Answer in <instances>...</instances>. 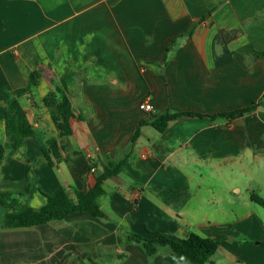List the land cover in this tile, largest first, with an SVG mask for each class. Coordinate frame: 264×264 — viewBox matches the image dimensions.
I'll list each match as a JSON object with an SVG mask.
<instances>
[{"label": "crops", "instance_id": "0c3cea01", "mask_svg": "<svg viewBox=\"0 0 264 264\" xmlns=\"http://www.w3.org/2000/svg\"><path fill=\"white\" fill-rule=\"evenodd\" d=\"M260 51L264 0H0V192L30 187L24 201L40 210L43 193L64 187L74 197L94 186L91 160L99 173L125 161L105 181L99 201L106 219L77 213L6 229L0 207L1 264H171L169 247L151 258L126 236L219 239L220 224L202 209L204 199L193 204V191L215 195L211 182L228 175L239 196L264 199ZM37 70L38 84L21 99L36 137L16 150L6 133L5 100ZM56 86L76 116L65 138L44 105ZM143 101L153 112L140 109ZM255 104L253 112L222 116ZM164 113L204 117H181L159 132L151 122ZM51 138L66 146L55 167L43 153ZM259 221L254 213L238 220L254 235ZM229 233L207 264H264L259 247L226 244Z\"/></svg>", "mask_w": 264, "mask_h": 264}, {"label": "trees", "instance_id": "16d2710c", "mask_svg": "<svg viewBox=\"0 0 264 264\" xmlns=\"http://www.w3.org/2000/svg\"><path fill=\"white\" fill-rule=\"evenodd\" d=\"M256 57H264V51L257 52ZM40 76V70L33 72L29 79V84L24 88L16 90L12 98L5 100L6 133L12 147L16 150L21 148L27 139L36 137L28 114L21 104V99L31 92L33 86L38 84ZM44 105L59 131V138L72 135L71 121L76 116L68 95L59 86H56L55 92L44 99ZM257 108L258 104H255L230 113H223L222 116L233 119L238 115L253 112ZM181 117H204V115L199 113H164L153 118L151 124L159 132H164L171 121ZM139 133L140 127L134 139L139 136ZM65 149L66 146L61 144L58 138L49 139L43 146V153L48 164L52 167L57 166L63 159ZM4 155V146L0 141V164L4 159ZM124 162L111 164L107 171L99 173L98 163L91 160L88 175L95 177L94 186H89L85 191H76L74 197L64 187H58L51 194L43 193L47 199V203L40 210L32 208L23 200L30 192V187L25 192L19 194L0 192V207L4 210L3 227L6 229L33 228L53 221H63L77 213L106 219L107 216L102 210L99 200L106 194L104 188L105 181L117 176L121 172ZM252 200L264 208L263 198L252 195ZM150 234L152 237L147 238L135 233H129L126 236V240L127 243L140 245L151 258L157 256L161 248L169 247L171 253L166 256V259L171 264L179 262L207 264L221 245V239L204 238L197 234H191L187 238L180 239H174L159 232ZM119 258L121 259L122 256ZM80 264L86 263L81 262Z\"/></svg>", "mask_w": 264, "mask_h": 264}, {"label": "rangeland", "instance_id": "374dc122", "mask_svg": "<svg viewBox=\"0 0 264 264\" xmlns=\"http://www.w3.org/2000/svg\"><path fill=\"white\" fill-rule=\"evenodd\" d=\"M227 177L228 175H222L221 178L216 176L213 182H211L217 187V189L214 190L215 195L212 194L213 191L204 190L203 192H199L195 187L193 194H195L196 197L195 200L193 199V204L199 203V198L204 199L205 202L202 209L208 211L209 215L211 214L212 223L216 222L220 224L216 232L217 236H221L218 237L219 239H224L222 236L230 232L226 244L234 245L233 247L238 248L243 247L245 244L249 247H259L261 255L264 257V242L260 244L264 236V208L255 202H251L247 197H243L244 194L239 196L233 189L234 184ZM211 183H207V188L212 187ZM250 213H254L257 219L260 220L259 223L262 225H258L260 230L256 229L255 235L254 233L246 232L248 230H244L245 223L241 224L238 222V220L245 218L247 214ZM202 224L207 225L209 223L204 222ZM168 250L169 248H163L162 252H167ZM229 250L231 251V249ZM218 257L219 255L216 259ZM239 262L244 263L242 257H240Z\"/></svg>", "mask_w": 264, "mask_h": 264}, {"label": "built area", "instance_id": "2783aa9c", "mask_svg": "<svg viewBox=\"0 0 264 264\" xmlns=\"http://www.w3.org/2000/svg\"><path fill=\"white\" fill-rule=\"evenodd\" d=\"M140 109L142 111H145L147 113L153 112L154 110V106L151 103V101H143L140 105H139Z\"/></svg>", "mask_w": 264, "mask_h": 264}]
</instances>
